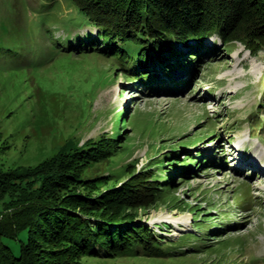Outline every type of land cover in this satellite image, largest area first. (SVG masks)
I'll use <instances>...</instances> for the list:
<instances>
[{
  "label": "rangeland",
  "instance_id": "rangeland-1",
  "mask_svg": "<svg viewBox=\"0 0 264 264\" xmlns=\"http://www.w3.org/2000/svg\"><path fill=\"white\" fill-rule=\"evenodd\" d=\"M87 25L70 0H0V174L37 167L69 140L85 146L112 139L118 131L115 145L122 147L110 160L91 166L84 178H107L120 189L169 152L181 159L226 156L229 164L223 168L180 171L172 193L159 201L147 189L143 193L151 198L145 202L151 203L135 212L136 226L178 243L197 232L195 215L184 204L204 211L211 200L230 203L229 210L238 212L235 220L245 227L223 237L222 246L213 241L217 247L211 252L173 260L133 254L87 257L84 263L264 264V50L255 54L242 43L225 49L218 38L208 39V46L216 43L228 53L216 57L204 51L205 64L193 86L179 96L166 91L151 97L127 82L111 60L63 52L69 34L97 35Z\"/></svg>",
  "mask_w": 264,
  "mask_h": 264
},
{
  "label": "trees",
  "instance_id": "trees-1",
  "mask_svg": "<svg viewBox=\"0 0 264 264\" xmlns=\"http://www.w3.org/2000/svg\"><path fill=\"white\" fill-rule=\"evenodd\" d=\"M70 1L97 35L71 33L67 45L60 47L63 52L70 57L97 53L111 60L127 82L151 97L166 91L179 96L193 86L205 64L204 51L216 57L228 53L216 49V43L208 46V39L218 38L225 49L242 43L255 54L264 50V0ZM120 134L85 146L69 140L37 167L0 174V264H85L87 257L133 254L173 260L211 252L217 247L213 241L222 246L223 237L245 227L235 220L238 212L229 210L230 203L217 205L213 200L204 211L184 204L183 209L195 215L198 233L187 234L178 243L164 242L149 227L136 226L135 212L151 203L145 202L151 198L143 193L147 189L159 201L162 194L172 193L171 182L180 171L223 168L229 159L204 154L181 159L180 153L169 152L145 171L143 180L145 172L120 189L110 186L107 178H84L91 166L114 157L122 147L115 145ZM212 209L217 210L214 216Z\"/></svg>",
  "mask_w": 264,
  "mask_h": 264
},
{
  "label": "bare ground",
  "instance_id": "bare-ground-1",
  "mask_svg": "<svg viewBox=\"0 0 264 264\" xmlns=\"http://www.w3.org/2000/svg\"><path fill=\"white\" fill-rule=\"evenodd\" d=\"M167 218H168V217H167ZM183 222H184V223H186V222H187V220L184 218V219H183Z\"/></svg>",
  "mask_w": 264,
  "mask_h": 264
}]
</instances>
